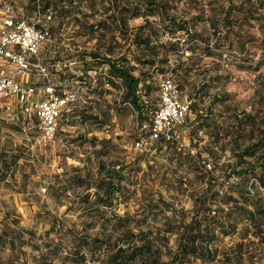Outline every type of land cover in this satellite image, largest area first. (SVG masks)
I'll return each mask as SVG.
<instances>
[{"label":"rangeland","instance_id":"1","mask_svg":"<svg viewBox=\"0 0 264 264\" xmlns=\"http://www.w3.org/2000/svg\"><path fill=\"white\" fill-rule=\"evenodd\" d=\"M14 1L17 16L49 29L51 36L42 44L38 58L49 69L50 82L58 93L65 90L73 99L55 141L44 146L36 141L34 130L25 133L20 129L24 121L16 110L10 112L13 120H4L0 111V233L6 236L0 243V264H8L9 260L11 264H70L69 231L79 230L87 216L82 207L73 205L67 210V206L70 198L80 194L83 188L73 183L63 192L57 187L63 175H95L97 155L93 151L97 149L102 148L101 153H106L104 160L124 159L131 163L132 172L124 182L128 195L125 202L115 206V212L128 211L137 218L148 201L162 197V202L159 200L158 205L152 206L144 229L164 226L163 215H170L171 210L163 203L183 214L185 219L190 218L192 196L206 186L207 175L203 170L209 169L201 161L208 162L213 169L210 172V177L216 180L213 188L227 189V184L235 178L225 182L222 176L217 177L225 172L223 163L230 160L229 139L233 135L225 136V128L238 131V120L245 124L246 117L250 116L258 121L264 114V32L258 24L242 22L238 29L237 25L228 28L227 21H222L228 0H163L166 13L186 21L190 31L198 33L200 38L189 37L184 31L175 32L173 37L158 14L148 16L149 26L156 28L160 41L179 42L178 52L166 51L167 64L160 66L157 61L156 65L166 69L177 83L181 98L190 104L183 124L175 133L174 143L168 147L148 138L147 132L140 128L146 121L136 118L137 113L129 103L116 105L121 87L105 85L102 93L88 89L89 84L93 88L105 81V63L88 58L90 63L83 64L76 56L82 49L101 54L110 49L114 58L125 56L133 67L132 73L142 77L143 85H149L147 95L143 94V87L139 91L148 108L154 110L158 103L160 71L142 62L150 53L132 42L137 26L144 23L143 17L128 19L125 33L118 30L113 36L111 32L94 28L93 33L85 35L79 21L95 23L103 17L107 0H96L93 8L76 0L79 4H74L76 8L66 16L68 11L60 10L66 3L49 0V10L53 12L50 19L41 10L28 13V0ZM240 2L243 0H231L234 5ZM210 17L217 22L215 32H212ZM237 19H241L240 14L234 12L228 21ZM235 31L240 34L239 40ZM217 37L223 41L219 42L220 48L215 47ZM206 42L213 46V54H206ZM162 52L159 49V57ZM30 77L28 82L32 80L36 86L41 85L42 80L36 75ZM219 95L222 101L214 100ZM77 108L99 115L104 122L81 121L73 110ZM207 114L210 117L206 118ZM200 124L203 126L199 127ZM178 150L188 152L190 157L177 159L174 151ZM259 220L258 230L243 220L233 232L219 235L210 244L216 249L213 261L202 263L195 259L189 264H264V218L259 216ZM98 228L97 223L90 231ZM20 231L22 236L17 238ZM9 237L14 239L13 248L7 243ZM175 239L176 235H169V247L175 246ZM49 246L57 252L41 257Z\"/></svg>","mask_w":264,"mask_h":264},{"label":"trees","instance_id":"2","mask_svg":"<svg viewBox=\"0 0 264 264\" xmlns=\"http://www.w3.org/2000/svg\"><path fill=\"white\" fill-rule=\"evenodd\" d=\"M59 1L66 3V6L60 9L64 12L68 11L64 14L66 16L70 14V10L76 8L74 4L86 3L90 8H93L96 0H78L79 3L76 0ZM107 1V5L102 10L103 17L97 19L95 23L87 24L86 21H79L80 26L84 29L83 34L93 33L94 28L104 33L111 32L113 36L118 30L125 33L127 32L128 19L143 17L144 23L137 26L132 35V42L136 46H142L148 50L149 57L143 58L142 62L149 64L150 67L158 68L160 74L164 73L166 69L158 67L156 62L159 61L160 66L166 65L168 62L166 51L178 52L179 42L176 40L160 41L156 28L149 26L148 16L158 14L159 20L168 28L173 37L175 32L184 31L189 37L197 36L200 38L198 33L190 31L186 21L177 20L173 15L166 13L163 0ZM228 1V8L222 13V21H227L226 23L230 25L228 28L233 29L234 25H237L238 29L242 22H254L264 32V0H243L238 5L231 3V0ZM11 2L15 6V1L11 0ZM26 6L28 13L41 10L46 15L51 14L50 18L52 17L53 12L49 10V0H28ZM234 12L240 14L241 19L228 21L229 16ZM209 20L212 24V32H215L218 27L217 22L214 23L215 19L212 17ZM235 34L239 40L240 34L237 31ZM219 38L217 37V44L215 43L217 48H220L219 42H223ZM204 48L206 54H213L212 45L210 46L206 42ZM159 49L163 50L160 57ZM76 56L83 64L90 63L87 61L88 58L92 61L105 63L107 73L118 80L119 84H116L110 78L105 77V81L98 82L93 88H90L91 85L89 84L88 89L91 92L102 93L105 90V83H109V86L117 85L121 87V94L116 105L119 104L120 106L127 102L136 111V118L140 122L149 121L157 105L154 110L149 109L148 104L142 99L139 88L143 87V94L147 95L150 87L143 85L142 77L132 73L133 67L129 65L125 56L114 58L111 56L110 49L102 54L96 50L82 49L77 51ZM260 63L257 62V64ZM222 99L220 95L214 97L216 101H222ZM73 110L81 118V121L92 119V122H99L100 124L104 122L99 119V115L88 113L83 108ZM67 112L68 108L63 114V120L67 118ZM205 117H210V114ZM246 118L248 122L245 124L238 120L240 125V128H237L238 131L236 128H225V136L233 135L232 139H229L232 144L230 160L223 163L225 172L217 177L222 176L225 182H229L232 177L235 179L227 184V189L224 191L214 189L216 180L210 177V172L213 173V169L206 170L200 165V168L204 169L203 173L207 175L206 186L197 195L192 196V210L189 219H185L183 214L179 215L176 209L163 203L166 209L171 210L170 215H163L164 226L155 229L146 227L144 229V223H147L148 217L151 216L152 206L159 204V200L162 199L161 196H158L156 201H148L146 208L137 218L130 215L128 211L123 214L115 212V206L125 202L128 195V189L124 182L132 172L129 169L131 163H126L124 159L104 160L103 155L106 153H101L102 148L93 151L97 155L95 175L91 173L63 175L57 190L64 192L73 183L83 188L80 194L70 198L67 210L71 209L73 205H78L84 209L83 212L87 216V220L79 230L71 229L69 231L72 242L71 253L67 257L69 263L189 264L190 260L195 259L202 263L211 262L215 259L216 249H212L210 244L217 240L219 235L226 236L233 232L243 220L258 230L261 225L259 216L264 218V196L262 194V191L264 192V114L258 121L250 116ZM202 123L203 121H201ZM201 124L199 127L203 126ZM244 125L249 126L244 129ZM92 138L95 139V137ZM152 140L160 144H167L168 147L174 143L173 140L165 139L161 135ZM106 141L108 142V140H102V142ZM174 154L177 159L190 157L188 152L184 153L181 150L174 151ZM249 179H253V181L249 182ZM56 195L59 194L56 193ZM97 223L99 228L94 232L90 231ZM18 233L16 237L20 238L22 232ZM173 234L176 235V243L174 247H169V235ZM5 238L6 236L0 233V243L4 242ZM31 238L32 235L29 234V239ZM7 240L9 246L13 248L14 239L9 237ZM56 252V248L49 246L40 256L46 257L48 254ZM8 264H11L10 260Z\"/></svg>","mask_w":264,"mask_h":264},{"label":"built area","instance_id":"3","mask_svg":"<svg viewBox=\"0 0 264 264\" xmlns=\"http://www.w3.org/2000/svg\"><path fill=\"white\" fill-rule=\"evenodd\" d=\"M50 16L47 14L46 19ZM50 36L49 29L44 25L17 16L11 0H0V111L5 116L4 120H13L10 112L16 110L24 121L19 125L20 129L25 133L34 130L36 141L43 146L55 141L63 114L73 99L65 90L58 93L50 82L49 69L38 58L42 44ZM104 74L119 84L107 73V69ZM30 75L40 78L41 85L36 86L32 80L28 82ZM157 82V108L140 128L147 132L150 139L161 135L173 140L184 122L189 102L181 98L170 74H159ZM201 162L210 170L208 162Z\"/></svg>","mask_w":264,"mask_h":264}]
</instances>
